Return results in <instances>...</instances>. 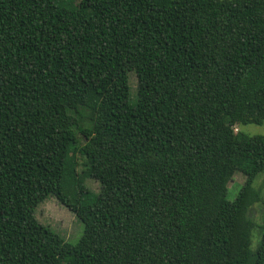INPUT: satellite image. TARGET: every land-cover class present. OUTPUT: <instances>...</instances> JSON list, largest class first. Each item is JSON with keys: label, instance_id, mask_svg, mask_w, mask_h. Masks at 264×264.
<instances>
[{"label": "trees", "instance_id": "16d2710c", "mask_svg": "<svg viewBox=\"0 0 264 264\" xmlns=\"http://www.w3.org/2000/svg\"><path fill=\"white\" fill-rule=\"evenodd\" d=\"M263 123L264 0H0V264H264Z\"/></svg>", "mask_w": 264, "mask_h": 264}, {"label": "rangeland", "instance_id": "374dc122", "mask_svg": "<svg viewBox=\"0 0 264 264\" xmlns=\"http://www.w3.org/2000/svg\"><path fill=\"white\" fill-rule=\"evenodd\" d=\"M70 4H78L79 0H69ZM130 79V92L131 103L136 101L137 96V83L138 79L135 72H131ZM240 129L249 135H264V123L263 124H246L240 126ZM81 159V158H80ZM82 160V159H81ZM83 161V160H82ZM82 165L79 167L81 170ZM245 182V176L238 172L234 175L233 179L229 183L228 198L233 200L237 197L241 187ZM86 186L93 192L99 193L101 190V184L98 180L93 178H87L85 180ZM256 186L264 193V172H262L255 181ZM262 207L255 205L253 207L252 216L255 219H259L261 216ZM36 216L38 219L51 226L57 233L62 235L66 241L76 243L84 232V223L74 214L69 208L58 201L54 196H49L43 202H41L36 209Z\"/></svg>", "mask_w": 264, "mask_h": 264}, {"label": "built area", "instance_id": "2783aa9c", "mask_svg": "<svg viewBox=\"0 0 264 264\" xmlns=\"http://www.w3.org/2000/svg\"><path fill=\"white\" fill-rule=\"evenodd\" d=\"M236 131H238V129L236 128Z\"/></svg>", "mask_w": 264, "mask_h": 264}]
</instances>
